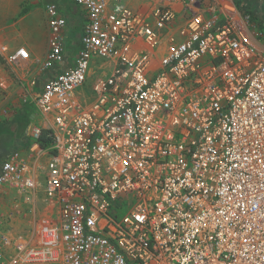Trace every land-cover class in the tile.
<instances>
[{"label": "built area", "instance_id": "built-area-1", "mask_svg": "<svg viewBox=\"0 0 264 264\" xmlns=\"http://www.w3.org/2000/svg\"><path fill=\"white\" fill-rule=\"evenodd\" d=\"M72 1L85 13L72 66L54 70V3L44 58L4 57L38 123L0 165V264H264V53L249 16L235 0Z\"/></svg>", "mask_w": 264, "mask_h": 264}, {"label": "crops", "instance_id": "crops-1", "mask_svg": "<svg viewBox=\"0 0 264 264\" xmlns=\"http://www.w3.org/2000/svg\"><path fill=\"white\" fill-rule=\"evenodd\" d=\"M52 1L53 2H46V3H54L58 7L60 14L66 19V25L63 29V39H64L63 44H64L65 58H64L63 63L57 65L54 68V70L58 72L64 68L72 66L73 64V59L80 46V37L82 35V26H83V21L85 19V13L82 7H80L79 5H76L72 0H70L66 4L68 6V11L67 10L65 11L63 9V6L60 5L59 1L57 0H52ZM129 2L131 3L132 6H137L142 9H145L149 4L148 0H129ZM32 3L35 4L36 0L32 1ZM45 4L42 5L41 9H39V7L37 8L43 11V13L46 16V23L42 29H40V26L28 24V22L30 21L28 20V17H29V13L31 12V10H28V11L26 10L23 12V14H20L21 11L23 10L20 11L19 8H16L14 6L12 7V14H14V18H18V19L13 23H7L9 18H8L7 13H5L6 11L4 7L5 4L4 6H2V3L0 4V25H1L0 26V58L1 59L4 60V57L7 54L14 52L20 47H24L29 52L30 57L37 58V59L44 58V55L48 47L47 45L48 24H47V15L44 9ZM7 6H9V2L7 3ZM78 26H79L80 31L77 37V45H75L76 47H75L74 56L71 59L70 58L71 54L68 55L66 51V43L68 42V40L66 41V38L67 36H69L71 39L76 37L73 30H75ZM24 31L28 33L24 34ZM34 32H40V34L33 36ZM29 64H30V61L27 63V66ZM8 66L10 67V70L12 72V75H10L11 78H9L8 74H6L0 66V90L2 91L9 90L11 87H13L14 81L17 84L19 83L18 84L19 89L17 90L19 98H17V100L18 101L20 100V101L18 102L16 106H13V105L11 106L8 103L2 105L1 106L2 115L4 116L12 115L13 117L12 119H10V121H14L16 119H19V116H22V115L24 116L25 109L27 108V104H32L34 107V112L31 113V116L34 117V119L38 122V117L36 115V108L34 106L33 101L27 100V98H24L26 83H24L22 80L26 79L25 72L23 71V69H19L11 65H8ZM33 67L36 68L37 65H34L32 63L28 69H32ZM49 74H50L49 71L43 72V75H45L46 77H48ZM30 127L26 131V143L22 146L17 147L14 150H20V149L23 150L27 148L30 142V137H29Z\"/></svg>", "mask_w": 264, "mask_h": 264}, {"label": "rangeland", "instance_id": "rangeland-1", "mask_svg": "<svg viewBox=\"0 0 264 264\" xmlns=\"http://www.w3.org/2000/svg\"><path fill=\"white\" fill-rule=\"evenodd\" d=\"M32 1L34 0H0V4L2 3V6H4L5 4L4 6L6 9L5 13H7L9 18L7 23H13L18 19V18H14V14H12V7L14 6L16 8H19L20 11L31 10L28 17V20H30L28 24L40 26V29H42L46 23V16L43 13V11L39 9H41L42 5H44L46 2H53V1L36 0L35 4H33ZM57 1H59L60 5L63 6V9L65 11L66 10L68 11V6L66 4L70 0H57ZM238 1L240 2V5L244 9H249L254 14V20L252 21L249 20V22L251 23L252 29H254L256 33L255 34L256 43L264 53V0H238ZM8 2H9V6H7ZM38 7L39 9H37ZM73 31L76 37L71 39L69 36H67L66 38V41L68 40V42L66 43V51L68 55L71 54L70 57L71 59L74 56L75 47H76L75 45H77V37L80 31L79 26ZM27 33L28 32L24 31V34ZM37 34H40V32H34L33 36ZM0 66L4 70V72L8 74L9 78H11L10 75H12V72L10 70V67L1 58H0ZM18 84L14 81L13 87L9 89L10 91L0 90V165L11 151L26 143L27 126L36 125L38 123L34 119V117L31 116V113L34 112V107L32 104H30L31 113L28 120L25 119V114L24 116L22 115L23 117L19 116V119H16L14 121H10V119H12L13 117L12 115H6V116L2 115L1 112L2 105L8 103L11 106L12 105L16 106L20 101L17 100V98H19L18 97L19 95L17 93V90L19 89ZM38 195H41V192H39ZM39 207L40 206H38L37 208V214L38 213L43 214L44 211L42 210V207L41 208ZM30 216H32V213H30ZM16 227L17 228L19 227L18 231H20V229H23V231L29 229L26 219L22 220L21 223L20 222L17 223Z\"/></svg>", "mask_w": 264, "mask_h": 264}, {"label": "trees", "instance_id": "trees-1", "mask_svg": "<svg viewBox=\"0 0 264 264\" xmlns=\"http://www.w3.org/2000/svg\"><path fill=\"white\" fill-rule=\"evenodd\" d=\"M235 4L237 5L240 13L242 15H248L249 16V20H254V14L249 10V9H244L241 5H240V2L238 0H235ZM24 11H21L20 14H23ZM30 107L31 105L30 104H27V108L25 109V119L28 120L29 119V116H30V113H31V110H30ZM47 131L42 129L40 131V139H41V142L44 144L47 142Z\"/></svg>", "mask_w": 264, "mask_h": 264}, {"label": "water", "instance_id": "water-1", "mask_svg": "<svg viewBox=\"0 0 264 264\" xmlns=\"http://www.w3.org/2000/svg\"><path fill=\"white\" fill-rule=\"evenodd\" d=\"M30 125L27 126V130L29 129Z\"/></svg>", "mask_w": 264, "mask_h": 264}]
</instances>
